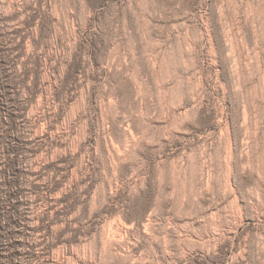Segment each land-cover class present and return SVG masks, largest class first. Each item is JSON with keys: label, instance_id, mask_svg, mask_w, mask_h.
<instances>
[{"label": "rangeland", "instance_id": "374dc122", "mask_svg": "<svg viewBox=\"0 0 264 264\" xmlns=\"http://www.w3.org/2000/svg\"><path fill=\"white\" fill-rule=\"evenodd\" d=\"M0 264H264V0H0Z\"/></svg>", "mask_w": 264, "mask_h": 264}, {"label": "bare ground", "instance_id": "6f19581e", "mask_svg": "<svg viewBox=\"0 0 264 264\" xmlns=\"http://www.w3.org/2000/svg\"><path fill=\"white\" fill-rule=\"evenodd\" d=\"M247 137V136H246Z\"/></svg>", "mask_w": 264, "mask_h": 264}]
</instances>
